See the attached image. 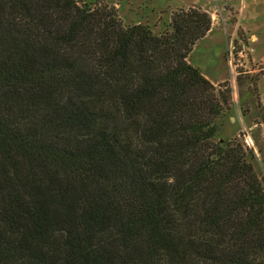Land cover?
<instances>
[{"label": "trees", "instance_id": "16d2710c", "mask_svg": "<svg viewBox=\"0 0 264 264\" xmlns=\"http://www.w3.org/2000/svg\"><path fill=\"white\" fill-rule=\"evenodd\" d=\"M211 23L0 0V264H264L255 152L189 62Z\"/></svg>", "mask_w": 264, "mask_h": 264}, {"label": "rangeland", "instance_id": "374dc122", "mask_svg": "<svg viewBox=\"0 0 264 264\" xmlns=\"http://www.w3.org/2000/svg\"><path fill=\"white\" fill-rule=\"evenodd\" d=\"M115 7L124 25L149 24L161 33L171 14L198 8L211 17V29L189 54V62L219 89L230 91L231 110L219 120L217 140L237 137L253 148L264 177V0H81ZM252 48V63L237 68L228 63L232 47Z\"/></svg>", "mask_w": 264, "mask_h": 264}, {"label": "built area", "instance_id": "2783aa9c", "mask_svg": "<svg viewBox=\"0 0 264 264\" xmlns=\"http://www.w3.org/2000/svg\"><path fill=\"white\" fill-rule=\"evenodd\" d=\"M252 54V48H247L246 46L232 47L228 52V63L232 68V73L234 76L237 75V68L243 66L244 64L252 63L250 55Z\"/></svg>", "mask_w": 264, "mask_h": 264}]
</instances>
